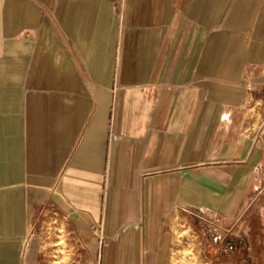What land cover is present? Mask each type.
Returning <instances> with one entry per match:
<instances>
[{"label":"crops","instance_id":"obj_1","mask_svg":"<svg viewBox=\"0 0 264 264\" xmlns=\"http://www.w3.org/2000/svg\"><path fill=\"white\" fill-rule=\"evenodd\" d=\"M263 125L264 0H0V264H169L179 221L241 226Z\"/></svg>","mask_w":264,"mask_h":264},{"label":"rangeland","instance_id":"obj_2","mask_svg":"<svg viewBox=\"0 0 264 264\" xmlns=\"http://www.w3.org/2000/svg\"><path fill=\"white\" fill-rule=\"evenodd\" d=\"M259 132L264 141V125ZM262 166L260 175L251 182L259 190L249 194L242 227L223 225L221 221L218 224L216 218L197 217L194 223L179 221L173 228L169 264H188L190 256L194 264H211L212 258L214 264H264V162ZM98 230L102 232V227ZM217 231L222 234L220 240L214 239ZM40 261L39 257L38 264Z\"/></svg>","mask_w":264,"mask_h":264},{"label":"built area","instance_id":"obj_3","mask_svg":"<svg viewBox=\"0 0 264 264\" xmlns=\"http://www.w3.org/2000/svg\"><path fill=\"white\" fill-rule=\"evenodd\" d=\"M262 168H263L262 165H258V166L256 167V171H260ZM215 221H217L218 224L220 223V219H219L218 217L215 219ZM215 230H217V229H215ZM214 239H215V240H220V239H222V234H221L219 231H217V233H216Z\"/></svg>","mask_w":264,"mask_h":264},{"label":"bare ground","instance_id":"obj_4","mask_svg":"<svg viewBox=\"0 0 264 264\" xmlns=\"http://www.w3.org/2000/svg\"><path fill=\"white\" fill-rule=\"evenodd\" d=\"M189 243V242H188ZM187 262L188 264H194L193 263V256H190L188 259H187Z\"/></svg>","mask_w":264,"mask_h":264}]
</instances>
